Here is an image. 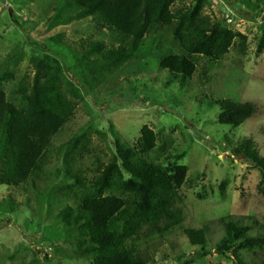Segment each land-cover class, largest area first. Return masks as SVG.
I'll return each mask as SVG.
<instances>
[{"label":"trees","instance_id":"1","mask_svg":"<svg viewBox=\"0 0 264 264\" xmlns=\"http://www.w3.org/2000/svg\"><path fill=\"white\" fill-rule=\"evenodd\" d=\"M61 2L48 22L89 23V32L79 39H70L64 32L51 38L71 51L78 78L74 83L54 55H33L32 71L21 78L9 97L3 83L10 81L12 74L6 72L7 64L0 69V186L18 187L41 177L53 137L84 99L79 83L94 91L128 61L140 57L151 27L164 29L179 41L184 53L167 54L159 64L183 80L197 71L193 54L218 61L236 45L246 48L248 35L230 28L225 19L205 13L208 0L181 5L177 0ZM226 2L253 20H264V0ZM98 33H108L109 41L96 37ZM258 48L264 50V35ZM218 103L219 122L234 127L262 111L255 101L223 99ZM110 128L115 153L107 162L98 159L91 172L74 169L78 157L84 158V152L89 151L91 129L79 130L62 144L69 181L60 189L67 201L56 216L75 245L74 256L92 264H153L163 241L178 231L198 248L196 255H189L191 262L209 255L214 222L200 227L186 224L188 204L183 186L188 166L178 162L166 166L149 159L158 135L147 124L133 144L121 140L112 122ZM232 151L243 153L264 176V154L252 138H245ZM221 186L224 194L225 182ZM258 190L264 199V178ZM15 206L12 199L9 203L0 200L1 208L13 210ZM219 222L223 234L214 244L217 252L229 254L234 264H264V221L253 214L230 213Z\"/></svg>","mask_w":264,"mask_h":264},{"label":"rangeland","instance_id":"2","mask_svg":"<svg viewBox=\"0 0 264 264\" xmlns=\"http://www.w3.org/2000/svg\"><path fill=\"white\" fill-rule=\"evenodd\" d=\"M218 1L216 6L220 10L228 4ZM61 3L0 0V69L7 64L5 70L12 74L11 80L3 83L9 97L21 78L32 71L33 55H54L76 83L78 74L71 51L51 38L64 32L70 39H79L89 32V23L48 22ZM229 6L246 15L239 7ZM245 18L248 24L242 31L248 35L246 48L236 45L218 61L193 54L197 71L190 78H175L160 67L164 56L184 51L169 32L151 27L140 57L128 61L94 91L79 83L84 99L53 137L41 177L35 183L30 181L18 187L0 186V200L9 203L12 199L16 205L13 210H6L8 205L0 207V264H92L86 258L74 256L75 245L56 216L67 201L60 189L69 181L62 144L79 130L91 129L89 151L84 152V158L78 157L74 166L75 170L91 172L98 159L107 162L115 153L111 122L121 140L129 144L136 142L143 125L153 128L158 141L149 152V159L166 166L178 162L189 168L183 186L188 204L186 224L200 227L214 222L207 245L209 255L195 257V262H191L189 255H196L198 248L178 231L163 241L153 264L165 260L172 264H234L229 254L224 256L215 250L214 244L223 234L219 218L230 213L253 214L264 221V199L258 190L264 176L243 153L232 151L245 138H252L264 154V50L258 48L264 35V20H253L248 15ZM108 36L96 34L109 41ZM223 99L255 101L262 111L238 127L222 124L218 119V101ZM49 241L59 244L48 257L38 247Z\"/></svg>","mask_w":264,"mask_h":264},{"label":"built area","instance_id":"3","mask_svg":"<svg viewBox=\"0 0 264 264\" xmlns=\"http://www.w3.org/2000/svg\"><path fill=\"white\" fill-rule=\"evenodd\" d=\"M208 2H209L208 5L205 7L206 14L210 15L213 19L223 18L225 19V22L228 24L230 28L245 33V31H242V28L246 24H248V21L244 16L238 14L237 11H235L229 6V4H227L226 7H222V9L220 10L216 6L217 4H219L218 0H208ZM223 2L226 3L225 0H223ZM58 244H59L58 241H52L41 244L38 248L42 250L44 255L49 257L52 255ZM164 264H172V262L169 260H165Z\"/></svg>","mask_w":264,"mask_h":264},{"label":"crops","instance_id":"4","mask_svg":"<svg viewBox=\"0 0 264 264\" xmlns=\"http://www.w3.org/2000/svg\"><path fill=\"white\" fill-rule=\"evenodd\" d=\"M31 3H34V2H31ZM52 11H54V10H52Z\"/></svg>","mask_w":264,"mask_h":264},{"label":"clouds","instance_id":"5","mask_svg":"<svg viewBox=\"0 0 264 264\" xmlns=\"http://www.w3.org/2000/svg\"><path fill=\"white\" fill-rule=\"evenodd\" d=\"M226 1V0H225Z\"/></svg>","mask_w":264,"mask_h":264}]
</instances>
